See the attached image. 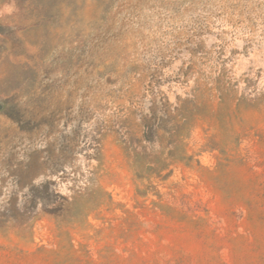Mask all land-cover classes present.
Listing matches in <instances>:
<instances>
[{
  "label": "rangeland",
  "instance_id": "374dc122",
  "mask_svg": "<svg viewBox=\"0 0 264 264\" xmlns=\"http://www.w3.org/2000/svg\"><path fill=\"white\" fill-rule=\"evenodd\" d=\"M0 264H264V0H0Z\"/></svg>",
  "mask_w": 264,
  "mask_h": 264
}]
</instances>
